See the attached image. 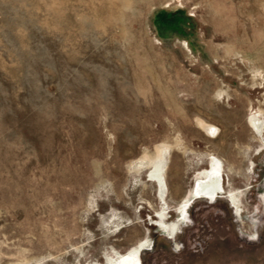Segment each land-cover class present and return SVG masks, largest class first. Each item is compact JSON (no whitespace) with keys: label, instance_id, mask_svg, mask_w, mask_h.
Masks as SVG:
<instances>
[{"label":"rangeland","instance_id":"1","mask_svg":"<svg viewBox=\"0 0 264 264\" xmlns=\"http://www.w3.org/2000/svg\"><path fill=\"white\" fill-rule=\"evenodd\" d=\"M135 256L264 264V0H0V264Z\"/></svg>","mask_w":264,"mask_h":264},{"label":"bare ground","instance_id":"2","mask_svg":"<svg viewBox=\"0 0 264 264\" xmlns=\"http://www.w3.org/2000/svg\"><path fill=\"white\" fill-rule=\"evenodd\" d=\"M251 122H252V125L257 128V126L253 122V120H251ZM204 128H206V127L204 126ZM155 154H156V157L154 159L148 160V162L146 164L141 165V166H145V167L149 168L150 175L148 174L149 177L148 176L147 177L150 179V181L154 182L155 184L158 185V187H160V191L162 193L164 191V188H165L164 187L163 174H164V170H165V159H164V157L167 154V149H159L155 152ZM213 169L211 168L212 172H213ZM216 171H218V167H216V169H214V173H212L213 174L212 178L208 182H206L205 184H203L199 187L200 193H197L195 191V188L193 189V191L191 193V198H194L197 196L205 197L207 195V197H205V198H207L209 200L208 196L211 197L217 192H218V194L224 193L222 190L223 188H221V185L219 184V182H221V180L219 181V179H218V176L221 173H220V171H218L217 172L218 176H217ZM219 185H220V189H221L220 192H219ZM222 187H223V185H222ZM188 205H189V202H188ZM179 219H182V218H179ZM131 258H133V256H131ZM119 264H133V262H132V260H127V261L122 260Z\"/></svg>","mask_w":264,"mask_h":264},{"label":"flooded vegetation","instance_id":"3","mask_svg":"<svg viewBox=\"0 0 264 264\" xmlns=\"http://www.w3.org/2000/svg\"><path fill=\"white\" fill-rule=\"evenodd\" d=\"M204 173H206V172H204ZM220 183H221V182H219V184H220ZM222 188H223V187H222ZM220 190H221V189H220V185H219V192H220ZM196 192L198 193V192H199V190H197ZM199 193H200V192H199ZM217 194H218V192H217V193H215V194H214L212 197L208 196V198H209V199H211V198L213 199V198H214V197H215ZM205 197H207V195H206ZM188 198H189V197H188ZM190 199H191V197H190ZM188 202H190V200H189V199L186 201V204H185V206L183 207V211H182V212H184V211H185V208H186V206H187ZM233 204H234V202H233ZM134 258H135V262H136V263H138V264H140L138 257H137V256H135Z\"/></svg>","mask_w":264,"mask_h":264},{"label":"water","instance_id":"4","mask_svg":"<svg viewBox=\"0 0 264 264\" xmlns=\"http://www.w3.org/2000/svg\"><path fill=\"white\" fill-rule=\"evenodd\" d=\"M212 197V196H211ZM212 199V198H211Z\"/></svg>","mask_w":264,"mask_h":264}]
</instances>
